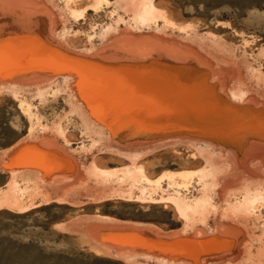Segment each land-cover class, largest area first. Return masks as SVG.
Wrapping results in <instances>:
<instances>
[{
    "label": "rangeland",
    "instance_id": "rangeland-1",
    "mask_svg": "<svg viewBox=\"0 0 264 264\" xmlns=\"http://www.w3.org/2000/svg\"><path fill=\"white\" fill-rule=\"evenodd\" d=\"M13 1L18 4L14 10L16 13L20 12L19 16L23 9L30 12L37 2L36 0ZM116 1L111 0V9H105L106 12L101 14L100 18L89 11L85 20L79 22L80 25L68 20L67 39L69 38L68 40L79 50L89 47L91 42L88 37L89 34H93L91 26L98 25L96 31L99 33L103 24L110 23L108 14L114 10ZM132 1L141 3V6L149 0ZM50 2L51 0H40L39 4H42L39 8L40 16L56 18L59 23L60 17L65 13L62 12L65 4L63 0ZM87 4L89 2L86 1L85 4L83 2L76 6L74 3L73 6L82 9L86 8ZM153 4L155 17L153 22L146 26L137 24L133 13L119 11V14L113 18V25L117 29L114 37H118L119 33L132 34L134 37L156 35L158 30H161L166 37L173 40L184 42L187 37L197 39L195 49L213 64L214 70L221 71L222 74L225 72L221 77L228 85L226 89L235 87L236 90L241 89L243 92L248 90V99L256 97L258 101L264 102V0H153ZM4 5L7 3L0 2V8ZM19 6L21 11L18 10ZM128 6L130 9L132 4L128 3ZM124 8L126 9L125 6ZM162 16L170 19L174 26L165 27ZM93 17L97 19H93L94 22L91 20ZM121 18L124 22L116 26ZM60 27L62 29V25ZM98 35L92 41L96 47L101 46ZM172 35L175 37L173 38ZM197 44H200V47ZM157 69V65L151 63L149 67H142L136 72L148 79L153 77ZM33 73V71L25 72L26 75L29 74L28 78L17 77L16 80L11 81L19 85L17 90L20 94L18 92L14 94L10 90H4L0 94V264H173L174 258L142 252L137 248L138 245L135 247L130 244L125 246L119 244L123 250L115 253L127 254V256L130 254V257H134L132 260L137 263L129 260L125 262L118 256L98 254V250H107V245L117 247L118 244L99 238L97 227L94 226L102 222L103 225L107 223L104 225L106 227H114L113 224L101 220L102 217H108L117 220L119 223L116 224L139 226L138 233L148 231L149 234L145 233L146 235L152 234L150 227H158L164 232L165 240L174 241L169 237L172 235L171 232L185 238L189 237L193 233H184L185 226L187 227L186 217L173 204V199L178 197L189 206L186 214L191 220L190 223L199 224L196 232L204 233L206 237L208 234L214 236L217 234V229H223L221 224L224 226L229 224L227 216L231 214L232 206L236 203L232 194L241 188L248 177L247 174H244L238 186H231L226 192L222 186L223 182L220 190L213 187L210 180L209 183L206 182L209 185H206L199 179L200 174L209 169L208 165L202 160L196 161L191 157L194 153L193 149L187 150L186 147L181 146L140 158L135 166L131 160L113 153V144L109 146V140V142L105 138L102 140L97 124L91 117L87 118L88 122L85 124L86 118L83 119L73 113L65 91L64 93L55 91L59 89V85L53 86L52 90H47V94L40 97L35 88L36 80L31 77ZM4 81L3 83H9ZM59 83L62 89L63 85ZM21 86L25 88V93ZM141 109L145 107L142 106ZM87 124L90 130L87 129ZM52 141L63 147V151L66 154L68 152L67 155L76 160L79 176L70 183L59 182L56 189L46 184L35 186L34 180L22 174H18L15 181H11V168L6 164L7 157L11 154L8 153L9 150L14 151L19 143L40 145L42 142ZM148 146L142 148L146 149ZM218 154L220 155L218 152L214 155L219 156ZM221 156L226 159V151ZM65 160L70 162L68 159ZM133 167L144 169L146 176L155 183L145 185L127 180L129 172L135 170ZM91 170L109 172L110 175L92 177ZM181 175L191 177L189 191L184 188L179 189V186L168 187L169 176H173L176 183H179ZM232 176L235 178V173ZM203 186L206 190H203ZM130 190H132L131 197H124V194ZM220 192H224V195ZM60 197L64 202H57ZM260 209L263 210V216L264 205ZM88 218H91V221L86 222ZM237 224L231 223L234 227H238ZM257 228L253 227L252 223L248 225L247 236L264 235V228L262 226L261 229ZM139 239L141 241L142 238H137ZM256 256L252 259L248 253L242 252L236 257L229 256L228 259L221 253L209 256L208 261L203 263L202 260V263L264 264V255ZM176 258L185 261L192 259L185 254Z\"/></svg>",
    "mask_w": 264,
    "mask_h": 264
},
{
    "label": "bare ground",
    "instance_id": "bare-ground-1",
    "mask_svg": "<svg viewBox=\"0 0 264 264\" xmlns=\"http://www.w3.org/2000/svg\"><path fill=\"white\" fill-rule=\"evenodd\" d=\"M36 1L34 7L30 10L31 13L24 11V9L22 10L19 6L18 10H22L19 16L20 12L16 13V10H14L18 4L13 0H0V2L7 3V5L0 8V72H4L10 66H16L19 60H14V56H20L23 53H27L26 51L37 47L39 49V45L43 47L49 45L59 48L71 56L96 61L98 66L96 65L92 70L93 72L89 73V75H80L73 71L44 72L33 70L34 73L30 76L36 80L35 88L40 97H43L47 90H52L53 86L56 85L58 87L59 85V89L55 91H63V93L65 91L69 107L73 113L83 119L91 117L97 124L99 136L103 138L102 140L105 138L110 141L108 145L113 144H111L113 146L111 147L114 148L113 153L131 160L135 166L140 158L154 155L165 149L169 150L170 148L181 146L186 147L187 150L188 148L193 149L194 153L192 152L191 157L196 161L202 160L208 165L207 168L209 169H207V172H204L206 171L204 170L200 174L199 180L202 183H209L208 181L210 180L213 187L220 190L221 182H223L225 187L224 185L222 186L226 192L231 189V186H238L244 174L248 176L241 188L239 187V190L236 189L238 190L237 192L233 194L231 192L236 203L232 206L233 208L231 207L233 209L231 214L227 216L229 224L225 226L221 224L223 229H217V234H214V236H209L208 234L209 237H206L204 233L196 232L199 224L190 223L191 220L186 214L189 211V206L179 197L173 199L176 209L186 217L187 227L185 226L186 231L184 233H193L186 238L178 233H172L169 237H172L174 241L180 240L185 244H189L195 240L219 237L232 242L231 246L229 244V247L223 251H214L195 258L191 254L184 253L192 258L191 261L174 258L173 264H200L202 260L203 263L208 261L209 256L220 255L221 253L223 257L227 256L228 259L229 256L236 257L242 252L248 253L252 259L253 257L255 258L256 254H258L256 257L264 255V235L262 234L260 237L247 236L248 225H251V223L255 228L261 229L260 226L264 228V213L262 216L263 210L261 211L260 209L264 205V102L258 101L256 97L248 99V90L245 93L241 89L236 90L235 87L226 89L228 85L224 83V79L222 80L221 77L225 72L222 74L221 71L214 70L213 64L200 51L195 49L194 46H196L197 39H188L187 37L184 42L173 40L170 37H166L161 30H158L156 35L134 37L132 34L119 33L118 37H114L117 29L113 25V18L119 14V11L121 13H133L135 22L141 26L150 25L155 17L153 0H149L141 6V3L137 1L117 0L116 6H113L114 10L111 14H108L110 23L106 22L103 24L101 29H99V33H97L98 25L94 24L91 26L93 34H89L88 37L91 42L90 46L81 50L75 47L76 45L74 46L68 40L69 38L67 39L69 33L67 31L69 29H67L66 25L69 22L68 20H73V22L80 25L79 22L85 20L89 11L100 18L101 14L106 12L105 9H111V0H66L65 3L63 0L65 8L63 9L64 11H61L65 13L61 14L59 23H57L56 18L41 17L39 8H41L42 4H39L40 0ZM52 1L50 3H53ZM86 1L89 2L86 8L78 9L73 6L74 3L77 6L83 2L85 4ZM8 2L12 3L9 4ZM128 3L132 4L130 9ZM46 7L48 8V6ZM79 8H81V5ZM93 19L96 18L93 17L91 20L93 21ZM122 22H124L123 18L116 23V26H119ZM162 22L165 27L174 26L166 16H162ZM61 25L62 29H60ZM88 25L90 26V24ZM70 26L72 27V25ZM43 27L44 30L42 29ZM97 34H99L101 41L99 42L101 44L100 47H96L92 43ZM89 41L87 42L89 43ZM95 44L98 43L96 42ZM197 45L200 47V44ZM202 46L204 47V45ZM30 53L32 52L28 54ZM204 53L206 54V52ZM28 56L26 58L27 66L29 68L38 66L33 64L37 57L34 59L32 54ZM151 63L157 65L158 68L153 77L145 79L138 75L137 70L142 69V67H149ZM39 67L44 66L40 65ZM25 72L30 71L20 72L15 75L5 73L0 75V94L4 90H10L16 94L19 85L13 84L11 81L13 79L16 80L15 78L17 77L28 78L29 74L26 75ZM30 76L29 78H31ZM190 76H194L195 79L206 77L208 85L215 87L214 98L218 97V94L224 95L230 103H227V105H230L232 112L227 116L221 114L220 108L223 106V102H217L218 105L215 102L211 105L199 102L201 100V96H199L201 91L192 82H188L189 78H191ZM4 80L9 83H3L5 82ZM115 81L120 82L122 85L114 86L117 83ZM59 82L63 85L62 89ZM21 88L23 87L21 86ZM24 89L23 92L25 93L26 90ZM221 90L223 91L221 92ZM19 91L22 92V90ZM18 93L20 94V92ZM104 96L109 97L105 98ZM203 103V107L196 108V105H202ZM141 105L145 109H141ZM85 120L84 123H87L88 119ZM90 122L92 121L90 120ZM87 125V129L89 128L90 130L89 124ZM205 127H216L212 131L220 139L209 137L210 133L202 131ZM154 130L164 132V135L159 137L145 136L146 132L144 131L151 132ZM146 145H149L148 148H142V146ZM37 147L44 153L70 160V169L67 171H46L38 165L15 169L11 167L9 162V157L15 150H9L8 153L11 154L7 157L6 164H8V168H11V181H15L18 174H22L34 180L35 186L46 184V186L49 185L56 189L59 186V182L64 184V182L69 181L70 183L72 179L80 175L76 160L74 161L70 155H67L68 152L66 151V154L63 151V147L62 149L53 141L42 142ZM225 151L227 158L223 159L221 154ZM217 152L220 153V155L218 154L219 156L214 155ZM133 168L135 169L136 167ZM233 173H235V178L232 176ZM90 174L92 177L99 175L107 177L110 175L109 172H97L95 170H91ZM168 178L169 188L179 186V189L184 188L189 191L191 185L189 183L191 181L190 176L181 175V182L179 183H176V179L173 176ZM127 180L135 181L139 184L145 183V185L155 183L146 176L142 168L131 170ZM207 183L206 185H209ZM223 193L220 192V194ZM124 195V197L130 198L132 190ZM58 201L64 202V199L60 197ZM198 204L199 202H197ZM101 220L109 222L111 225L113 224L114 227L104 226L107 223L103 225ZM101 220H99L101 223L94 227H97V235L102 240H111L117 233H128L129 231L138 233L139 226H127V224L126 228H123L124 224H118L119 222L115 219L102 217ZM89 221H91V218H88L86 222ZM116 222L118 223L116 224ZM231 223L232 225L233 223L237 224L238 227L232 226ZM113 229H117L118 232H113ZM150 230L151 235L156 239L173 241L165 240L163 234L158 230L153 228H150ZM174 236L177 237L174 238ZM107 247V250H98L97 253L109 257L118 256V258L124 259L125 262L126 260H129V262L134 261L132 260L134 257H130V254L129 256L127 254H115L123 250V247L121 248L119 244L117 247L108 245ZM134 263H137V261H134Z\"/></svg>",
    "mask_w": 264,
    "mask_h": 264
},
{
    "label": "water",
    "instance_id": "water-1",
    "mask_svg": "<svg viewBox=\"0 0 264 264\" xmlns=\"http://www.w3.org/2000/svg\"><path fill=\"white\" fill-rule=\"evenodd\" d=\"M44 30V27L42 28ZM38 48V47H37ZM34 48L26 51L27 53H23L20 56H14V60H19L18 63H16V66H10L7 68L4 72H0V75L5 74H17L24 71H44V72H54V71H73L80 75H89V73L93 72L92 70L96 67V61L93 60H87V59H81L78 57L71 56L67 53H65L63 50L52 47V46H40L39 49ZM42 48V49H41ZM39 51V52H38ZM29 52H32L28 54ZM37 57L36 60H34L33 68H29L26 63V58L29 57L28 55H31ZM44 54V56H42ZM42 57L43 60H42ZM39 58V59H38ZM42 61H41V60ZM37 61V63H36ZM40 65H43L44 67H39ZM98 66V65H97ZM195 76V75H194ZM194 76H190L188 82H192V84L199 88L201 91L200 95L201 100L199 102H204L209 105L214 104V102L218 105L217 102H223V106L220 108L221 114L224 116H227L230 112H232V108L230 107V103L227 101L226 97L222 94H218V97L214 98V94L216 93L214 91L215 87H210L208 85V79L204 77L200 78H194ZM95 78V77H94ZM97 78V77H96ZM117 82L114 84V86H120L122 85L120 82ZM105 97V96H104ZM109 96H106L107 98ZM204 103L202 105H196V108L199 109V107H203ZM227 103H229L227 105ZM216 129V127H205L204 133H210L211 138L213 139H220L219 136L216 135L212 130ZM145 136L148 137H159L161 135H164V132L161 131H144ZM15 145V144H14ZM37 144H26L21 145L16 149L12 155L9 157V162L11 167H33V165H38L42 167L43 169L51 170V171H67L70 169V163L66 161L65 159L61 157H57L55 155L47 154L39 150L37 147ZM123 228H126L124 226ZM111 230V229H110ZM114 230V229H113ZM129 231V229H128ZM166 231V230H164ZM174 231V230H169ZM113 232H118L117 229H115ZM168 232V231H167ZM145 233H148L146 231ZM145 233H137L135 231H129L128 233H117L115 236L110 240L105 241H112L117 242V244L122 245H129L135 246L138 245L139 249L142 250V252L152 253L157 256H164L168 258H176L184 253L191 254L193 257H199L200 255L211 253L214 251H223L229 247V244L231 246L232 242L230 240L221 239L219 237H213V238H205L201 240H195L192 243L185 244L182 241H163L160 239L154 238L151 234L146 235ZM151 236V237H150ZM137 238H142L140 241L137 240ZM111 242V243H112ZM142 242V243H141ZM125 243V244H123ZM114 244V245H117ZM113 245V244H112ZM113 245V246H114Z\"/></svg>",
    "mask_w": 264,
    "mask_h": 264
},
{
    "label": "crops",
    "instance_id": "crops-1",
    "mask_svg": "<svg viewBox=\"0 0 264 264\" xmlns=\"http://www.w3.org/2000/svg\"><path fill=\"white\" fill-rule=\"evenodd\" d=\"M21 145L23 146L24 144H20V143L17 144V147H15V150L18 149V147L21 146ZM77 165H78V163H77ZM150 228H153L155 230H160L159 232L164 234V232L161 229H158V227L153 226V227H150ZM171 233H174V232H171Z\"/></svg>",
    "mask_w": 264,
    "mask_h": 264
}]
</instances>
